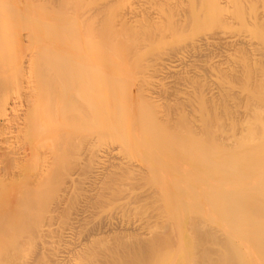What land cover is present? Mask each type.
Returning a JSON list of instances; mask_svg holds the SVG:
<instances>
[{"label": "bare ground", "instance_id": "obj_1", "mask_svg": "<svg viewBox=\"0 0 264 264\" xmlns=\"http://www.w3.org/2000/svg\"><path fill=\"white\" fill-rule=\"evenodd\" d=\"M47 1L25 4L24 36L0 13L19 35L11 51L0 33V144L18 142L0 145V203L39 237L23 256L0 219V264H264V0ZM151 185L159 211L130 222Z\"/></svg>", "mask_w": 264, "mask_h": 264}, {"label": "rangeland", "instance_id": "obj_2", "mask_svg": "<svg viewBox=\"0 0 264 264\" xmlns=\"http://www.w3.org/2000/svg\"><path fill=\"white\" fill-rule=\"evenodd\" d=\"M30 2L32 3V0H0V5H4V4H6L7 7L9 8V10H7V12L5 11L4 14H3V10L1 9L2 12H0V13L3 14V15L1 14V16H4L5 14H7V15H6V19H5V17H4V20H5L7 23L9 22L10 24H5V25H8L9 27H10V25L13 26V27H12V30H13V32L15 31V34L18 32V29H20V28H21V30H22V34H23V36L25 35L24 33L27 31V30H23L24 28H22V27L24 26V22H23V24H22L21 21H22V20L24 21V19H21V18H24V17H25V20H26V21H27V20H28V21H29V20H33V19H30L31 17H30V18L27 17L28 15H30V14H27V13H29V12H30L29 10H31V8H33V7L26 9V10H28L27 13H26V11H25V8H26V7H25V4H26V3L28 4V3H30ZM47 2H48V4H47L48 6H47L46 4H41L42 6H44V9H46V12H47V13H46V12H44V10H43L42 12H44V13L38 15V16H42V17H41V20H42V18H44L43 16L45 15V13H46V17H48V16H49L48 14L51 13V11H48V10H50V9H47V8H46V6H47V7H50V6H51V5L49 4V0H48ZM17 3H19L18 5H19L20 7L17 5ZM34 3H35V1H34ZM34 3H32V4L34 5ZM37 3H38V2H37ZM20 4H21V5H20ZM257 4H258V3H257V1L255 0V9H257V8H256V5H257ZM49 5H50V6H49ZM28 6L30 7L31 5H28ZM4 7H5V6H4ZM7 7H6L5 9H7ZM0 8H3V6H1ZM15 8H19V9H20V14H21V16H20V14H19V9H18V13H17L18 15L16 14V16H15V12H17V11H16L17 9H15ZM3 9H4V8H3ZM5 9H4V10H5ZM24 13H25V14H24ZM31 13H33V11H32ZM47 15H48V16H47ZM35 16H36L35 14L32 15V17H34V19H35ZM38 16H36V18H37ZM16 17H17V18H16ZM26 17H27L28 19H26ZM1 18H3V17H1ZM1 18H0V19H1ZM39 18H40V17H39ZM18 19H20V20H18ZM37 19H38V18H37ZM1 20H2V24H0V25H3V26H4L3 23H5V21H4L3 19H1ZM41 20L38 19V23H37V20H36L35 23H36V24H40V25H42ZM34 21H35V20H34ZM34 21H31V22H34ZM39 22H40V23H39ZM0 23H1V21H0ZM17 23H18V24H17ZM19 23H20V25H19ZM33 24H34V23H33ZM33 24H31V25H33ZM25 25H26V26H25V29H28V28H29V27H28V26H29L28 22H27ZM40 25H38V26H37L38 28H37V29L35 28L36 30H34V31H37L38 29H39L38 31H41V30H40V29H41V28H40V27H41ZM21 26H22V27H21ZM33 26H36V25L34 24ZM33 26H32V31H33ZM39 26H40V27H39ZM4 27H5L4 30H1L0 33L2 34V36L7 37V39L9 38V39L7 40L8 43H9V41L12 42V38H11L10 36L13 35V34H12L13 32H12V30H10L11 28L6 27V26H4ZM26 27H27V28H26ZM8 28H9V29H8ZM13 28H14V29H13ZM5 29L10 30V33H11V34H9L8 31L5 30ZM21 30H20V31H21ZM5 31H6V32H5ZM23 31H24V32H23ZM4 33H5L6 35H7V33H8V35L6 36ZM18 33H19V32H18ZM18 33H17V34H18ZM3 34H4V35H3ZM15 34H14V35H15ZM42 35H43V34H42ZM8 36H9V37H8ZM12 37H13V36H12ZM14 37H16L17 40H13L12 43L10 42V44H11V46H10V48H9L10 50H11V47H13V46H15V45H18L17 42H18V39H19V38H17V37H19V35H17V36L15 35ZM257 37H258V35H255V39H256L255 41L257 42V45L260 47V46H261V43H260V42H261V39H259V40H260V41H259V40L257 39ZM33 38H34V37H33ZM36 38H38V37H36ZM258 38H260V37H258ZM13 39H15V38H13ZM36 40H38V39H35V41H34V39H33L32 43H31V42H30V43H27V46H26V43H24V44H25V46L28 47V48L31 47V48H29V49H32V48H34V47H33V45H34L33 42H35V44H36V42H37ZM257 40L259 41L260 44H258V41H257ZM7 42H6V44H7ZM38 42H39V41H38ZM10 44H9V45H10ZM29 44H30L31 46H30ZM12 45H13V46H12ZM21 46H22V45H21ZM21 46H20V47H21ZM23 46H24V45H23ZM23 46H22V47H23ZM258 46H257V47H258ZM5 47L7 48L8 46L5 45ZM16 47H17V46H16ZM35 47H36V45H35ZM4 49H5V48H4ZM7 49H8V48H7ZM9 49H8V50H9ZM12 49H15V50H16V48H12ZM29 49H26V50H27V53L29 52V51H28ZM10 50H9V51H10ZM15 50H14V52H18V50H17V51H15ZM11 51H13V50H11ZM20 51H21V50H20ZM24 52L26 53V51H24ZM17 54H18V53H17ZM20 54L22 55V53H20ZM33 54H34V53H33ZM35 54H37V55H35V57H38V56L40 55L39 57L41 58V56H42V58H43V55H42L41 53L39 54L38 52H37V53L35 52ZM46 54L48 55V52H46ZM49 54H50V52H49ZM21 55H20V57L25 56V60H28V59L26 58L27 56H28L29 59L31 58V57H30V54H28V55H27V54H26V55L24 54V55H22V56H21ZM15 56H16V55H15ZM18 56H19V55H18ZM49 56H50V55H48V56H44L45 60H47V58H49ZM39 57H38V59L36 58L37 62H38V61L40 62V60L42 61V58L40 59ZM79 58H80V57H79ZM48 60H49V59H48ZM80 61H81V60H80ZM82 62H84V61H82ZM91 63L93 64V61H92ZM0 80H1V78H0ZM81 81H83V80L81 79L80 82H81ZM77 83H78V82H77ZM77 83H76V84H77ZM78 84H79V85H78ZM78 84H77V85L80 86V83H78ZM77 85H76V86H77ZM89 125H90V124H89ZM89 125H86V126L83 125V126H81V127H79V128L77 129V130L80 131L82 134H84V136H85L84 138H83V135H82L80 132H77V130H76V133H78L79 135H76V134H75V136H76V137L79 136V137L76 139V142H77V143L75 142V144H74V147L76 146V147H75V150H73L74 153L76 152L75 154H73L74 158L77 156L76 154H78V155H80V154L83 155V154H84L83 152L86 151L84 148L88 145V142H89L88 139L90 138V136H93V137H94L93 134H90L92 131H90L91 129L89 128ZM87 126H88V127H87ZM85 127H86V128H85ZM96 136H97V135H96ZM88 137H89V138H88ZM97 137H98V136H97ZM79 138H82V139H79ZM104 138H107V139H108L109 137H104ZM107 139H106V141H107ZM187 139H188V138H187ZM14 140H15V139L13 138V140L9 141V142H12V143H10V144L7 142V143H8V144L6 143L7 145H6L5 143H3V145H2V144H0V145H2V146H1L2 148H4V147L10 145L9 147H7V149H9V148L11 147L12 144H13V145H14V144L16 145V144L18 143V142L16 143L17 140H16L15 142H14ZM85 140H86V142H87V141H88V142L86 143ZM94 140H95V138H94ZM96 140L98 141L97 138H96ZM96 140H95V141H96ZM102 140H103V139H102ZM95 141H94V142H95ZM99 141H100V140H99ZM103 141H104V140H103ZM108 141H111V138H110ZM188 141H189V140H188ZM13 142H14V143H13ZM96 143H97V142H95V144H96ZM4 144H5L6 146H4ZM76 144H77V145H76ZM98 144H99V142H98ZM102 144H104V143H102ZM185 144H186V143H185ZM13 145H12L11 148H13V147L15 148V145H14V146H13ZM3 146H4V147H3ZM16 146H17V145H16ZM18 146H19V145H18ZM18 148L21 149V146L17 147V149H18ZM23 148H24V147H22V149H23ZM76 148H78L79 151H81V152L83 151V152H82V153H80V152L77 153L78 149H77V151H76ZM23 150H24V149H23ZM123 150H124V149H123ZM123 150H122V151H123ZM21 151H22V150H21ZM122 151H121V152H122ZM2 152H5V150L0 149V155H4V153H2ZM117 154H118V153H117ZM120 154H122V153H120ZM120 154H119V155H120ZM124 154H125V152H124ZM82 155L79 156V157L77 156V158L83 161V157H84V156H82ZM119 155H118V156H119ZM133 157H134V156H133ZM207 157H208V156H207ZM0 158H1V157H0ZM75 159H76V158H75ZM134 159H135V162H138V165H139L140 161H138V159L135 158V157H134ZM134 159H133V160H134ZM80 160H79L78 162L81 164L82 161H80ZM136 160H137V161H136ZM78 162H77V164L75 163L77 167H79V166H78V164H79ZM80 164H79V165H80ZM106 164H107V163H106ZM139 166H140V165H139ZM32 172H33V171H32ZM138 187H139V186H138ZM140 187H141V186H140ZM147 188H148L149 190H150V188H151V190H152V192H151V194H150L151 197H149L148 199H146V201L140 200V201H138V202L135 203V205L138 206L139 208L137 207V210H136L137 213L134 212V214L136 213V214H135L136 216H135L134 214H130V215H129L130 218H129V216H128L129 220H130V219L133 220V218H134L133 221L135 222L136 219H139L140 217H142V214H145L146 211H144V210H146V209H147V210L149 209L150 211H151V209H156L157 212L159 211L158 207L156 206L157 203H155V202H156V198L158 197V196H157V195H158V190H157V189H154V188L152 187V185H151V186H148ZM24 196H26V195H24ZM28 197H29V196H28ZM45 201H46V202H45ZM47 201H48V200H44L43 202H45V203L42 204V206L45 205L44 207H47V208L42 207V208H43V209H42V208L39 207L38 209L35 208L36 212H35L34 210H31V211L37 213V210H38V213H39L40 209H42V213H41V211H40V213H41V214H44V212H43L44 209H48V208H51V207H52L51 210H50V212H51V211L53 212V209L55 208L54 205H57V200H55L54 202H53V201L51 202V200H49V201H50L49 205L51 204V205H50L51 207H49V205L46 206ZM49 201H48V202H49ZM69 201L72 202V200H69ZM124 201H125V200H124ZM124 201H123V200L118 201V204H119V202L122 204ZM4 202H5V201H3V203H0V204H2V205L0 206V208H1V210H0V214H1V215H0V219H1V221L3 222V221L6 219V220L4 221L5 223H3V224H7V222H9V224H8V225L10 226L9 228L12 227V229H13L15 232H16L17 228L21 225V226H22V227H21V228H22L21 231L19 230V229H20V227H19L17 232H19V233H22V231L25 232V233H22V234L25 235L24 237H26V236L28 235L27 232H30L29 230L27 231L28 226H27L25 223H23L22 221H21L22 223H20V222L15 223V221H13V220L18 221V217H19V215L16 213L17 211L14 210V203H15V205H16L17 203H16V202H13V207H10V206H9V203H6V202L4 203ZM55 202H56V203H55ZM67 203H68V202H67ZM75 203H76V205H77V202H75ZM11 204H12V203H11ZM47 204H48V203H47ZM110 204H111V202H110ZM110 204L107 205V206H105L104 209H103V208H98L99 211H98L97 208H96L97 211L95 210V212H94V210H93V211H92L93 214H92V212H90V211L92 210V207H91V209L88 208L87 214L90 213L92 216H90V214H88V215H86L85 217H86L87 219H89V220H88L89 223L91 222V219H94V220L96 219V221H97V218H98V221H99V220H102L101 218H103V219H107V218H105V217L110 216V215H111V217H112L113 215H114V216L118 215V214H117V211H118V208L120 207L121 204H120L118 207L115 206V205L117 204L116 201L112 202V205H110ZM118 204H117V205H118ZM142 204H143V206H142ZM76 205H72V206H74V208H75ZM3 206H4V207H3ZM112 206H114V207L117 208V209L115 208V211H114V212H113V210H114L113 208H114V207H113L112 210H111V207H112ZM121 206H122V205H121ZM141 206H142V207H141ZM53 207H54V208H53ZM152 207H153V208H152ZM10 208H11V209H10ZM109 208H110V209H109ZM7 209H8V210H7ZM12 209H13V211H15V212H13ZM93 209H94V208H93ZM48 210H49V209H48ZM48 210H45V212L48 211ZM116 210H117V211H116ZM139 210H141V213H142V211H143V213H142V214L139 213V212H138ZM60 211H61V210H60ZM107 211L110 212V213H108ZM111 211H112V212H111ZM150 211H149V212H150ZM2 212H3V213H2ZM8 212H9V213H8ZM48 212H49V211H48ZM147 212H148V211H147ZM147 212H146V213H147ZM13 213L15 214V216H14ZM35 213H32V215H35ZM38 213H37L36 215H38ZM85 213H86V212H85ZM85 213H84V214H85ZM113 213H114V214H113ZM115 213H116V214H115ZM138 213H139V214H138ZM30 214H31V213H30ZM47 214H49V213H47ZM97 214H98V215H97ZM112 214H113V215H112ZM137 214H138V215H137ZM9 215H10V217H9ZM11 215H12V216H11ZM39 215H40V214H39ZM39 215H38V216H39ZM45 215H46V214H45ZM45 215H42V216H45ZM131 215H132V216H131ZM162 215H163V216L161 217V216H157V214H156V217L150 219V221L152 220V222H150L151 225L153 224L151 230H152V232L155 233V234H156L157 231H163V229H164V227H165L164 225H166V224L162 225L161 221H162V220L164 221V220L166 219V215H167V213H162ZM3 216H4V217H3ZM7 216H8V217H7ZM100 216H101V217H100ZM133 216H134V217H133ZM12 217H13V218L15 217V219H13ZM16 217H17V218H16ZM53 217H54V216H53ZM55 217H56V216H55ZM11 218H12V219H11ZM50 218H51V216L48 217V220H47V219L44 220V218L41 219V220H44L43 223L46 222V224H47L48 226H50L49 228H51V229H55V227L57 228V225H58V224H61V223H58V220H59L60 218H58V219H52V218L50 219ZM128 218L125 217V219H127V221H129ZM9 219H10V220H9ZM87 219H85L84 222H85ZM110 219H111V218H110ZM46 220H47V221H46ZM60 220H61V219H60ZM94 220H93V221H94ZM131 220H130V222H131ZM26 221H27V220H26ZM88 221H86V222H88ZM93 221H92V222H93ZM96 221H94V222H96ZM133 221H132V223H133ZM10 222L13 223V226H12V224H11ZM48 222H49V223H48ZM51 222L54 223V225H53V224H50ZM59 222H60V221H59ZM84 222L82 221L81 223H84ZM94 222H93V223H94ZM41 223H42V221H41ZM93 223H90V224L92 225ZM10 224H11V225H10ZM14 224H15V226H14ZM17 224H18V225H17ZM24 224H25V226H24ZM27 224H28V222H27ZM55 224H56V225H55ZM85 224H86V223H85ZM90 224H89V225H90ZM80 225H81V224H80ZM87 225H88V224H87ZM89 225H88V226H89ZM13 227H15L16 230H15V228H13ZM23 227H24V229H23ZM26 227H27V228H26ZM58 227H59V225H58ZM32 228H33V227H32ZM29 234H30V235H28V236H29L28 239L25 238L26 240H29V241H28L29 243L25 244V241H26V240L23 239L24 237L21 238L22 241L24 240V244H23V242H22L21 240H19V242L21 241V244L19 245V248H21V247H22L21 245H23V249H22V248L20 249L21 252L23 253V256H24V254L26 255V253L28 252V249H29V251H31L30 249H32L33 246L36 244V242L38 243V241H39V237H36L35 234H34V235L31 234V233H29ZM31 236H34V237H31ZM29 238H32L31 241H30ZM36 240H37V241H36ZM35 241H36V242H35ZM30 242H31V243H30ZM2 244H3V245H2ZM2 244H1V245H2L1 248H2V247H7V248L9 247V250H7L8 252L6 251V248H5V251L2 250V252H4V253L7 252V253H8V254H7L8 257H9L10 254H11V255L14 254L13 256H15V255H16V254H15V250H18V252L16 251V253H19V255H20L21 252H19V248H18V247H16V249H13V250H14V253H11V252H12L11 247H10V246H7V245L4 244V243H2ZM30 245H31V246H30ZM20 246H21V247H20ZM31 247H32V248H31ZM17 248H18V249H17ZM9 251H11V252H9ZM4 253H1L2 256L4 255V256L7 257V255L4 254ZM9 253H10V254H9ZM22 253H21V254H22ZM13 256H12V258H14ZM6 257H5V258H6ZM8 257H7V258H8ZM18 257H19V256H18ZM21 257H22V256L20 255V258H21ZM7 258H6V259H7ZM9 258H10V257H9ZM15 258H17V257H15Z\"/></svg>", "mask_w": 264, "mask_h": 264}]
</instances>
